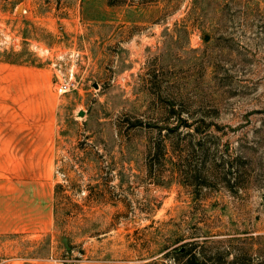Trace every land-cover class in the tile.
Returning a JSON list of instances; mask_svg holds the SVG:
<instances>
[{
	"label": "rangeland",
	"instance_id": "obj_1",
	"mask_svg": "<svg viewBox=\"0 0 264 264\" xmlns=\"http://www.w3.org/2000/svg\"><path fill=\"white\" fill-rule=\"evenodd\" d=\"M26 77L51 227L0 264H264V0H0V84Z\"/></svg>",
	"mask_w": 264,
	"mask_h": 264
},
{
	"label": "crops",
	"instance_id": "obj_2",
	"mask_svg": "<svg viewBox=\"0 0 264 264\" xmlns=\"http://www.w3.org/2000/svg\"><path fill=\"white\" fill-rule=\"evenodd\" d=\"M2 82L1 86L8 87V95L24 101L28 109L16 111L18 115L12 121L5 110L0 111V234L40 235L51 227L52 194L47 190L50 176L46 151L53 143L55 128L52 123L48 125L46 111H25L37 103V87L45 85L46 80L26 77ZM15 149L30 152L17 167H12L10 154Z\"/></svg>",
	"mask_w": 264,
	"mask_h": 264
},
{
	"label": "trees",
	"instance_id": "obj_3",
	"mask_svg": "<svg viewBox=\"0 0 264 264\" xmlns=\"http://www.w3.org/2000/svg\"><path fill=\"white\" fill-rule=\"evenodd\" d=\"M190 255V253H189ZM201 263L200 258H197V256L195 255H191V257L189 259H187V263L186 264H199ZM250 264V261H249Z\"/></svg>",
	"mask_w": 264,
	"mask_h": 264
},
{
	"label": "built area",
	"instance_id": "obj_4",
	"mask_svg": "<svg viewBox=\"0 0 264 264\" xmlns=\"http://www.w3.org/2000/svg\"><path fill=\"white\" fill-rule=\"evenodd\" d=\"M68 90V83H62L61 85H59L57 91L58 93H64Z\"/></svg>",
	"mask_w": 264,
	"mask_h": 264
}]
</instances>
